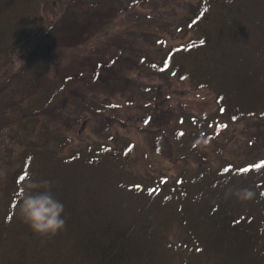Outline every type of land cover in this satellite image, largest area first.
Returning a JSON list of instances; mask_svg holds the SVG:
<instances>
[{
  "label": "trees",
  "instance_id": "obj_1",
  "mask_svg": "<svg viewBox=\"0 0 264 264\" xmlns=\"http://www.w3.org/2000/svg\"><path fill=\"white\" fill-rule=\"evenodd\" d=\"M151 1L66 0V10L50 25L53 29L48 27L34 36L39 43L26 54L30 65L21 66L6 80L0 74V129L11 126L22 160L15 174L20 194L12 196L9 211L0 219V264H33L39 260L41 264H63L66 260L80 264H264V219L258 218L261 237L255 231L240 230L243 226L235 222L236 218H229L232 199L242 200L238 193L255 185L247 171L260 169L264 159L242 170L236 163H228L222 168V178L184 186L171 182L166 184L174 191L171 195L147 184L137 167L129 165L130 140L115 145L109 141L112 135L107 133L119 103L108 97L104 101L93 98L86 83L118 92L131 88L138 94L120 68V57L125 53L119 47L128 41L112 42L110 52L94 57L87 73L62 76L53 89L41 90L47 76L42 63L50 42L61 37L74 39L95 20L97 11L127 14L129 9ZM46 3L0 0V54L1 49L32 31L36 22L33 11ZM189 8L193 9L183 16L186 31L200 32V24L208 17L203 27L207 32L193 34L165 50L155 61L158 69L188 78L195 88L209 87L215 92L222 115L217 129L229 121L226 111L234 117H262L264 109L259 107L264 108V80L259 78H264V0H197L195 8ZM38 93L42 101L27 103ZM145 102L139 106L144 122L154 116L148 110L152 103ZM167 119L166 124L151 128L150 142L172 162L193 154L203 157V147L210 139L215 140L218 132L203 130L200 137L182 121L170 124L173 115ZM84 125L93 129L91 142L73 152L66 150L69 131ZM22 180L26 181L20 183ZM29 180L51 181L52 192L64 205L66 227L45 243L18 218L19 197ZM195 185L199 187L192 189ZM174 195L177 197L173 199ZM171 198L185 201L182 232L172 237L168 222L159 216ZM248 217L245 219L250 222Z\"/></svg>",
  "mask_w": 264,
  "mask_h": 264
},
{
  "label": "rangeland",
  "instance_id": "obj_2",
  "mask_svg": "<svg viewBox=\"0 0 264 264\" xmlns=\"http://www.w3.org/2000/svg\"><path fill=\"white\" fill-rule=\"evenodd\" d=\"M65 1L47 0L45 5L33 11L36 14L34 17L36 22L32 26V31L25 32L5 50L1 49L0 74L3 75V80L12 78L21 66L30 65V62L26 60V54L39 43L34 36L37 33H44L57 19H60L61 14L66 10ZM196 4L197 0H153L136 9H129L127 14L125 12L119 15L101 14L97 11L95 20L82 28L74 39L66 41L61 37L54 43L50 42L45 48L47 52L45 64L42 63L47 76L41 90L47 92V89H53L57 85L62 76L79 71L87 73V66L94 57L110 52L112 42L117 43L122 39L129 42L119 47L121 52L125 53V56L120 57L122 66L120 68L134 83L138 94L132 93L131 88H122L121 92H118L106 90L105 87L96 83L94 87L88 82L86 84L91 87L93 98L104 101L108 97L111 101L119 103L115 110V119L113 118L110 126L111 130L107 133L112 135L109 141L115 145L130 140L133 146L128 153L129 165L133 169L137 167L136 171L142 175L140 178L147 184L155 185L161 192L167 191L171 195L174 191H171L169 186L166 187V184L171 182L184 186L196 184L197 180L209 181L223 176L225 171L222 168L225 165L228 166V163H236L237 169L242 170L244 166L249 168L264 159V115L234 117L226 111L229 121L217 129V123L220 122L218 120H221L222 115L216 104L215 92L209 87L195 88L191 86L188 78L180 79L177 74L161 73L155 64L165 50L185 42L193 34L207 32L203 27L206 26L208 17L200 24V32L186 31L188 24L183 16L188 10L193 9L189 7L195 8ZM206 15L210 17L209 14ZM144 31L155 33L151 36ZM259 79L261 82L264 80V78ZM11 86H13L12 81ZM40 101H42V95L38 93L27 103L37 105ZM144 101L146 104L152 103L153 106L151 104L150 107L155 109L148 108L149 111H153L154 116L145 122L141 119L142 113L139 107ZM262 109L264 108L260 106L259 110ZM144 112L145 110L143 114ZM170 115L174 116L170 124H178L177 121H182L185 126L192 128L194 135L198 133L201 137L203 130L210 133H214L215 129L218 131L215 133L217 134L215 140L210 139L207 141V146L203 147L201 151L205 154L203 157L193 154L188 158L172 162L168 156L155 150L150 142V130L154 126L169 122L167 118ZM92 131L93 129L87 125L70 130L66 150L70 149L73 152L85 146L86 143H90ZM178 145L179 143L175 145L176 149ZM21 161L19 143L13 137L11 126L6 125L0 129V169L7 171L6 179H0V219L3 212L9 211L12 196L20 194L17 191L18 179L16 180L15 174ZM247 172L248 179L253 181V185L255 184L251 190L255 196L251 200L232 199V203L229 204V218L234 221L236 218L235 222L243 226L239 228L240 230L249 229L250 232L255 231L263 237L258 218L264 219V165H261L260 169ZM25 181L22 180L20 183ZM191 187L194 189L199 185ZM176 197L174 195L173 199ZM170 201V204L160 211L159 216L161 220L168 222L169 236L172 237L182 232L181 209L185 201L175 202L172 198ZM248 214L250 222L245 219ZM148 232H150L149 229ZM42 262L39 260L33 264ZM63 264H80V262L74 260L68 263L66 260Z\"/></svg>",
  "mask_w": 264,
  "mask_h": 264
},
{
  "label": "clouds",
  "instance_id": "obj_3",
  "mask_svg": "<svg viewBox=\"0 0 264 264\" xmlns=\"http://www.w3.org/2000/svg\"><path fill=\"white\" fill-rule=\"evenodd\" d=\"M231 3L232 0H225ZM7 171L0 169V179H6ZM243 200H251L255 193L244 189L238 193ZM64 205L52 192V182H27L26 189L21 192L18 202V218L25 224L41 243L57 236L65 227Z\"/></svg>",
  "mask_w": 264,
  "mask_h": 264
},
{
  "label": "snow or ice",
  "instance_id": "obj_4",
  "mask_svg": "<svg viewBox=\"0 0 264 264\" xmlns=\"http://www.w3.org/2000/svg\"><path fill=\"white\" fill-rule=\"evenodd\" d=\"M21 179H23V177H21Z\"/></svg>",
  "mask_w": 264,
  "mask_h": 264
}]
</instances>
